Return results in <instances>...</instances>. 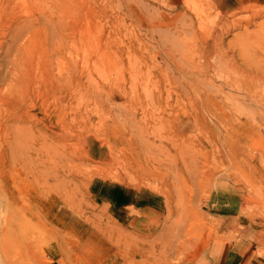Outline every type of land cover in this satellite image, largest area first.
<instances>
[{
  "label": "rangeland",
  "instance_id": "obj_1",
  "mask_svg": "<svg viewBox=\"0 0 264 264\" xmlns=\"http://www.w3.org/2000/svg\"><path fill=\"white\" fill-rule=\"evenodd\" d=\"M6 47L0 264L264 254V0H48L31 81Z\"/></svg>",
  "mask_w": 264,
  "mask_h": 264
},
{
  "label": "bare ground",
  "instance_id": "obj_2",
  "mask_svg": "<svg viewBox=\"0 0 264 264\" xmlns=\"http://www.w3.org/2000/svg\"><path fill=\"white\" fill-rule=\"evenodd\" d=\"M4 47L9 80L31 81L48 54V0H0V54Z\"/></svg>",
  "mask_w": 264,
  "mask_h": 264
},
{
  "label": "crops",
  "instance_id": "obj_3",
  "mask_svg": "<svg viewBox=\"0 0 264 264\" xmlns=\"http://www.w3.org/2000/svg\"><path fill=\"white\" fill-rule=\"evenodd\" d=\"M119 189L114 197V206L120 210L123 208V204L127 201L133 200L128 195V191L125 189ZM127 191V192H126ZM136 199V198H135ZM221 199V202L217 201V207L214 208L217 212H221V209H232L234 206L226 198ZM234 202V201H232ZM216 264H264V254L259 252V245L257 241L251 237H242L232 241L229 247L216 259Z\"/></svg>",
  "mask_w": 264,
  "mask_h": 264
}]
</instances>
